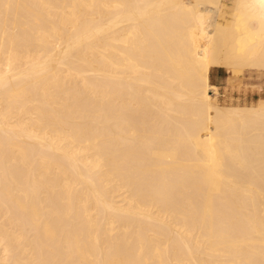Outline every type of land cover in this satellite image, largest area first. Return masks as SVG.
<instances>
[{"label":"bare ground","instance_id":"1","mask_svg":"<svg viewBox=\"0 0 264 264\" xmlns=\"http://www.w3.org/2000/svg\"><path fill=\"white\" fill-rule=\"evenodd\" d=\"M214 68L264 72V0H0V264H264V99Z\"/></svg>","mask_w":264,"mask_h":264},{"label":"rangeland","instance_id":"2","mask_svg":"<svg viewBox=\"0 0 264 264\" xmlns=\"http://www.w3.org/2000/svg\"><path fill=\"white\" fill-rule=\"evenodd\" d=\"M211 83L219 87L218 102L222 106L252 104L264 99V72L245 70L238 77H234L225 68H214L211 71Z\"/></svg>","mask_w":264,"mask_h":264}]
</instances>
